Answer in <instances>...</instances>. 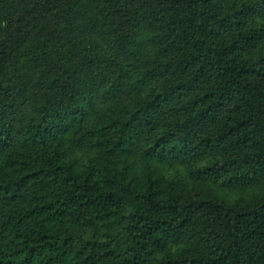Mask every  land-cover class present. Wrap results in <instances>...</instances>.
<instances>
[{"label": "trees", "instance_id": "16d2710c", "mask_svg": "<svg viewBox=\"0 0 264 264\" xmlns=\"http://www.w3.org/2000/svg\"><path fill=\"white\" fill-rule=\"evenodd\" d=\"M0 264H264V0H0Z\"/></svg>", "mask_w": 264, "mask_h": 264}]
</instances>
